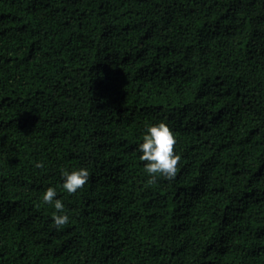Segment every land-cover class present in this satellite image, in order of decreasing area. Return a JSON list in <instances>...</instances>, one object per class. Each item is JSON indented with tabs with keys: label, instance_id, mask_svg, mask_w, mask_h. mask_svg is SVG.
Wrapping results in <instances>:
<instances>
[{
	"label": "trees",
	"instance_id": "obj_1",
	"mask_svg": "<svg viewBox=\"0 0 264 264\" xmlns=\"http://www.w3.org/2000/svg\"><path fill=\"white\" fill-rule=\"evenodd\" d=\"M0 264H264V0H0Z\"/></svg>",
	"mask_w": 264,
	"mask_h": 264
},
{
	"label": "clouds",
	"instance_id": "obj_2",
	"mask_svg": "<svg viewBox=\"0 0 264 264\" xmlns=\"http://www.w3.org/2000/svg\"><path fill=\"white\" fill-rule=\"evenodd\" d=\"M176 137L168 123L161 120L158 123L146 126L142 142L138 144L140 159L145 161L144 170L149 175L151 182L164 177L172 180L176 176L177 165L180 161L179 154L175 151ZM42 161L35 164L36 168L43 169ZM90 172L87 167L63 169L61 172L62 183L59 187L69 194H74L87 183ZM43 203L52 205L53 222L57 228L69 222V214L63 199L58 198L55 186L47 187L41 197Z\"/></svg>",
	"mask_w": 264,
	"mask_h": 264
}]
</instances>
